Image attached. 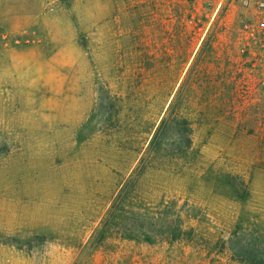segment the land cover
Here are the masks:
<instances>
[{
  "label": "rangeland",
  "instance_id": "rangeland-1",
  "mask_svg": "<svg viewBox=\"0 0 264 264\" xmlns=\"http://www.w3.org/2000/svg\"><path fill=\"white\" fill-rule=\"evenodd\" d=\"M0 264H264V0H0Z\"/></svg>",
  "mask_w": 264,
  "mask_h": 264
},
{
  "label": "trees",
  "instance_id": "trees-1",
  "mask_svg": "<svg viewBox=\"0 0 264 264\" xmlns=\"http://www.w3.org/2000/svg\"><path fill=\"white\" fill-rule=\"evenodd\" d=\"M182 88L183 87H180L174 98L171 100L164 116L155 128L146 149L133 170L132 177L121 187L119 194L114 199L113 202L116 203L113 204L108 213V220L113 221L118 218L117 214L120 212V202L128 201L132 182L143 174L155 158L163 156L167 157L170 161H177L192 156L191 123L187 118L182 116L178 110V106L182 103L178 102L181 98ZM225 183L226 185L231 186L230 183ZM107 222V220L104 222L103 227L106 226ZM94 241H98L97 238L94 239Z\"/></svg>",
  "mask_w": 264,
  "mask_h": 264
}]
</instances>
